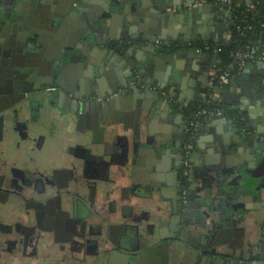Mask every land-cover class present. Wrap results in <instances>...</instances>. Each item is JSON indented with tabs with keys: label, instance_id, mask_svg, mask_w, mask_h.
Masks as SVG:
<instances>
[{
	"label": "crops",
	"instance_id": "0c3cea01",
	"mask_svg": "<svg viewBox=\"0 0 264 264\" xmlns=\"http://www.w3.org/2000/svg\"><path fill=\"white\" fill-rule=\"evenodd\" d=\"M113 2L116 5L110 10L107 23L101 29L95 26L97 32L91 34L85 46L78 43L75 27L84 24L82 14L90 17L105 0L25 3L23 10L29 16L56 20V28L65 33L62 44L67 46V52L76 55L75 65L64 75L54 52L50 59L34 58L33 70L36 78L56 81L60 92L52 103L56 107L60 102L59 110L80 104L85 114L102 111L106 119L119 123V136L125 139V145L116 140L107 153L99 152L101 138L97 135L96 143L82 149L79 144L70 143L64 150L70 147L78 153V157L70 155L83 165L88 179L100 184L104 177L111 178V187L119 190L137 187L140 196L127 197L119 205L132 207L140 219L145 214L153 217L157 235L163 223L162 230L169 236L171 214L182 195L179 155L184 151L188 115L202 102L210 73L220 62L218 46L228 42L232 22L215 0ZM6 10L0 4V14H6ZM8 10L11 11L9 7ZM156 39L177 46L183 43L185 47L163 52ZM131 40L137 43H130ZM46 64L48 72L44 71ZM223 97L237 115L238 127L208 121L200 129L192 156L193 174L188 180L192 210L196 211L198 198L212 202L206 211L210 214L205 218L208 227L217 225L214 235L219 231L227 234L224 247L231 253L244 252V258L249 260L250 244L264 239V65L254 64L237 75ZM143 108L150 109V118L145 124L142 118L141 126L137 113ZM28 117L30 114L24 119ZM85 119L84 131L92 137L91 119ZM241 124L249 128L247 133L239 130ZM77 126L75 121L72 129ZM21 138L20 142L25 143L19 142L18 146L35 149L36 137L30 141ZM149 138L156 139L157 146ZM156 204L163 205V212L158 213ZM92 238L101 240L97 235ZM239 244L243 248L237 247ZM258 253L259 250L253 251V255ZM120 258L119 253L114 254L113 264H119Z\"/></svg>",
	"mask_w": 264,
	"mask_h": 264
},
{
	"label": "flooded vegetation",
	"instance_id": "af4514ba",
	"mask_svg": "<svg viewBox=\"0 0 264 264\" xmlns=\"http://www.w3.org/2000/svg\"><path fill=\"white\" fill-rule=\"evenodd\" d=\"M52 52L58 57L56 49ZM12 55L10 46L0 49V264H113L116 253L119 264H252L243 261L244 252L224 247L227 234L214 235L217 225L205 227V216L198 211L193 216L188 181L193 173L191 169L184 174V151L179 155L182 195L171 214L169 236L163 223L157 235L153 217L140 219L132 207L119 205L127 197L140 196L137 187L119 190L111 187V178L104 177L100 184L88 179L83 165L70 155L78 153L70 147L64 150L70 143L81 149L89 145L79 139L88 135L85 117L78 118L74 105L63 111L60 102L55 107L52 99L60 92L56 81L9 79ZM49 69L46 64L44 71ZM22 75L30 77L28 71ZM21 137H36L35 149L18 146ZM117 142L127 144L123 137ZM156 210L163 212V205L156 204ZM262 255L260 251L259 258Z\"/></svg>",
	"mask_w": 264,
	"mask_h": 264
},
{
	"label": "water",
	"instance_id": "95a60500",
	"mask_svg": "<svg viewBox=\"0 0 264 264\" xmlns=\"http://www.w3.org/2000/svg\"><path fill=\"white\" fill-rule=\"evenodd\" d=\"M29 0H0V4H3L7 7L5 11L6 14H0V49L3 50L7 46L11 47L15 55L9 57V61L11 62L10 67L13 68L11 74H7V77L12 81L15 80H23L27 81L28 79L35 80V71L33 70L34 58H38L43 56L45 59H50L51 54L56 49L58 51V57L61 65L59 66V71L64 75L65 71H67L71 66L75 65L73 63L76 55L71 54L67 51L68 48L66 45H63L61 40L65 37V33L62 28H56V20H48L46 18L40 17V19L34 15V18L29 16L26 11L23 10V6ZM115 0H105L101 6H99L91 16L86 17L85 14H82L85 17V22L82 26L77 25L75 27V36L78 39V43L81 46H85L90 41V37L92 33H96L97 29L95 26L97 25L99 29H101L107 23V19L109 16L110 10L116 4L113 2ZM8 7L11 11L8 10ZM157 8V6H155ZM9 11V13H8ZM109 11V12H108ZM20 13H23L20 16ZM229 15V14H228ZM56 19V18H55ZM158 39H156L157 41ZM80 41V42H79ZM59 42V43H58ZM131 42L137 43V40H131ZM89 43V42H88ZM67 49V50H66ZM171 52L172 49H163V52ZM20 59V61H19ZM32 61V63H29ZM25 71L30 73V77L27 78L22 75ZM132 95V94H130ZM63 97V95H61ZM72 111L77 114L78 118L90 117L92 128L90 131L93 132V136L86 135L85 133L81 138V142H88L87 144L96 143L97 135H100L99 140V152L107 153V148L111 146L113 143L115 144L116 140L120 138L119 131L120 126L119 123L114 121V119L105 118L106 115L102 111H94L87 112L85 114V110L80 107V104L75 105ZM146 112V114H144ZM139 115V116H138ZM112 117V115H111ZM137 118L139 120V124L147 123L150 118V109L143 108L141 111L139 110L137 113ZM143 118L144 122L142 123L141 119ZM123 129H127V121L124 119ZM217 123H232L233 126L238 125L235 123V120H227V121H216ZM240 126V125H239ZM242 133L248 132V127L241 124ZM84 140V141H83ZM149 142H154L153 144L157 146L158 141L156 139L149 138ZM113 142V143H112ZM126 152H129V149H126ZM196 154V153H195ZM192 178V175H191ZM199 205L196 211L200 212L201 215L207 218L210 214L207 209L212 207V202H210L206 198H198ZM193 213V216H198L197 213ZM208 219V218H207ZM208 221L206 222V226ZM251 254L253 255V251H261L263 252V257L259 258L258 254L253 255L252 259H243V261L252 262V264H264V240L257 241L253 244H250ZM256 249V250H255ZM242 261V258H239ZM261 259V260H260Z\"/></svg>",
	"mask_w": 264,
	"mask_h": 264
},
{
	"label": "built area",
	"instance_id": "2783aa9c",
	"mask_svg": "<svg viewBox=\"0 0 264 264\" xmlns=\"http://www.w3.org/2000/svg\"><path fill=\"white\" fill-rule=\"evenodd\" d=\"M207 3L208 0H205ZM216 5L224 7L230 14L232 27L239 39L235 41L230 32L228 42H235L236 48L230 54V63L221 68L217 65L211 71L207 90L202 97L198 109L188 115L189 126L184 143L183 171L185 175L191 171L192 156L196 150L200 129L208 121H227L231 118L220 105L225 104L224 94L232 85L234 78L249 70L254 64L264 65V0H247L245 10L237 13L242 3L233 0H215ZM130 43H132L130 41ZM157 47L170 46L160 40ZM214 105V107H211Z\"/></svg>",
	"mask_w": 264,
	"mask_h": 264
},
{
	"label": "trees",
	"instance_id": "16d2710c",
	"mask_svg": "<svg viewBox=\"0 0 264 264\" xmlns=\"http://www.w3.org/2000/svg\"><path fill=\"white\" fill-rule=\"evenodd\" d=\"M237 1H240L242 3V7L236 9L237 13H240L245 10V5H246L247 0H233L234 3H236ZM228 16L231 20L232 17H230V14ZM230 30H231L230 32L233 34V37H234L233 39L237 41L239 39V36L235 32V27L231 26ZM163 48L172 49L173 51L180 47L172 43V45L170 44V46L164 45ZM235 48H236L235 42H227L225 44L218 46V50L220 54V62L217 64L218 67L224 68L226 67V65H228V63H230L231 61L230 54L232 51H234ZM205 91H208V90H205ZM220 106L225 109L226 113L229 115L231 119H234L235 121L237 120V115L229 107H227L226 104H222ZM211 107H214V105H211Z\"/></svg>",
	"mask_w": 264,
	"mask_h": 264
},
{
	"label": "rangeland",
	"instance_id": "374dc122",
	"mask_svg": "<svg viewBox=\"0 0 264 264\" xmlns=\"http://www.w3.org/2000/svg\"><path fill=\"white\" fill-rule=\"evenodd\" d=\"M47 150V149H46Z\"/></svg>",
	"mask_w": 264,
	"mask_h": 264
}]
</instances>
